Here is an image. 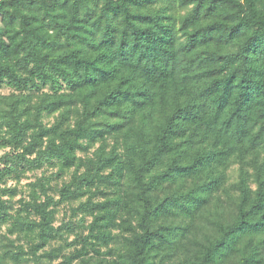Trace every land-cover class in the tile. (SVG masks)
Returning a JSON list of instances; mask_svg holds the SVG:
<instances>
[{"label": "trees", "instance_id": "trees-1", "mask_svg": "<svg viewBox=\"0 0 264 264\" xmlns=\"http://www.w3.org/2000/svg\"><path fill=\"white\" fill-rule=\"evenodd\" d=\"M0 24V89L19 93L0 95V147L13 149L0 157V185L44 163L75 167L58 200L38 182L43 199L33 190L21 201L37 221L10 216L11 190L0 188V226L12 219V232L31 234L36 264L72 232L54 226L56 208L86 195L72 209L92 218L83 242L120 236L124 264H164L235 156L231 218L190 263L264 264V0H0ZM100 184L112 194L94 203ZM24 255L5 252L0 264Z\"/></svg>", "mask_w": 264, "mask_h": 264}, {"label": "rangeland", "instance_id": "rangeland-1", "mask_svg": "<svg viewBox=\"0 0 264 264\" xmlns=\"http://www.w3.org/2000/svg\"><path fill=\"white\" fill-rule=\"evenodd\" d=\"M1 29V24H0ZM0 95L2 96H17L19 93L13 89L2 87L0 89ZM32 102L35 97L31 96ZM57 113L52 115H43L41 121L43 125L50 126L54 123ZM8 134L3 133L2 136L6 137ZM113 139H107V149L112 145ZM97 145L90 148L87 154L83 152L78 153V156L82 157L84 161L86 158H91L93 150ZM13 149L11 147H0V157L5 153H11ZM21 150L15 151L20 153ZM237 155V152H235ZM258 161H263V153L258 154ZM2 168V163H0ZM220 171H224V181L221 187V191L215 194L214 200L203 210L202 215H198L188 219L190 225L189 231L184 236L178 237V244L175 248V252L168 258L164 264H191L190 262L197 259L196 249L199 244L205 243L207 240L216 236V223L226 222L231 218L233 213V203L237 198L238 192L235 190V185L238 182L240 173V164L238 159L232 157L226 166H219ZM249 184L252 190L255 189L253 173L254 170L247 167ZM75 167L63 168L62 165L53 161L51 163H44L37 169H27L20 173L19 178L9 177L5 180V184L0 185V188H6L11 190L9 194L3 196V199L7 201L9 205L8 213L12 217H27L30 220H36L37 218L32 214L29 215L22 210L21 201H29L33 190L36 195H39L41 200V192L35 189L33 186L38 182H42L47 187V195L54 200L59 199V191L64 185H67L73 176ZM82 171V170H81ZM80 171V172H81ZM79 172V173H80ZM96 197L92 198V202L104 203L111 197L112 188L102 186V184L96 186ZM102 191V193H101ZM88 195L81 197L77 201L64 202L56 208L54 226L58 227L62 224H68L72 232H69L66 228L62 230V238L52 240L43 249L37 252V256L43 255L39 258L38 264H112L117 261V264H124L117 256L123 254L124 241L123 238L118 236L113 239L108 246H93L91 240L83 242L82 237L87 235V226L90 224L92 218L89 215H85L81 212H76L74 215L72 209H75L79 204L86 201ZM233 201V203H232ZM201 213V212H199ZM198 213V214H199ZM12 219H9L6 224L0 226V254L5 252L13 253L16 248L22 249L25 253L22 256V261L15 264H36L34 259L28 255V248L33 240L31 234L28 232L11 231ZM11 231V232H10ZM113 235L119 233L125 235L118 230H114ZM90 243V244H89ZM199 243V244H198ZM45 254H48L46 256ZM160 256L156 257L158 259ZM237 255L229 259L228 257L223 259L220 264H232L237 259ZM23 259H27L26 261ZM6 264H14L11 260L6 258ZM218 264V263H214Z\"/></svg>", "mask_w": 264, "mask_h": 264}]
</instances>
